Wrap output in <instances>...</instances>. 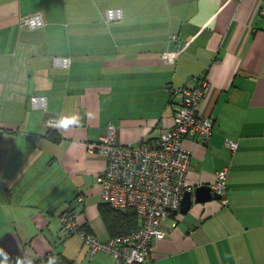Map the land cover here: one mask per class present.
I'll list each match as a JSON object with an SVG mask.
<instances>
[{
    "label": "crops",
    "instance_id": "1",
    "mask_svg": "<svg viewBox=\"0 0 264 264\" xmlns=\"http://www.w3.org/2000/svg\"><path fill=\"white\" fill-rule=\"evenodd\" d=\"M263 1L0 0V264L56 253L68 264H113L104 251L90 260L83 239L61 231V213L76 208L89 233L112 237L99 210L106 159L90 145L109 124L120 143L156 140L173 125L172 90L202 80L200 113L214 129L208 145L183 141L188 189H212L226 169L229 201L193 194L143 264H264ZM111 7L124 16L106 23ZM37 11L45 26H19ZM54 56H70V68ZM34 95L46 109L32 107ZM73 115L78 123L49 125Z\"/></svg>",
    "mask_w": 264,
    "mask_h": 264
},
{
    "label": "built area",
    "instance_id": "2",
    "mask_svg": "<svg viewBox=\"0 0 264 264\" xmlns=\"http://www.w3.org/2000/svg\"><path fill=\"white\" fill-rule=\"evenodd\" d=\"M259 14L264 17V1L260 4ZM123 16L120 7L104 11L106 23L121 20ZM45 24L40 11L19 18L21 28L37 29ZM71 62L70 56L52 58L55 67L68 69ZM208 89L206 80L194 87L185 85L173 89L170 100L174 111L173 125L152 142L120 143L116 126L109 124L100 139L90 145V152L99 153L106 159L105 169L97 178L103 200L115 209H133L138 219L129 232L102 241L79 223L78 209L63 211L61 231L67 236L79 235L89 248L90 260L99 251H104L112 256L113 264H143L151 256L152 242L164 239L178 226V217L182 214L181 199L188 189L187 174L191 165V151L183 141L193 138L208 145L213 134L214 119L200 113V104ZM30 102L34 108L46 109L44 96H31ZM58 124L56 118L49 120L50 126ZM226 144L232 151L238 148L233 140L227 139ZM227 180V170L218 171L212 188L222 204L229 201ZM169 218L172 222L166 224ZM39 264H45L44 260Z\"/></svg>",
    "mask_w": 264,
    "mask_h": 264
},
{
    "label": "trees",
    "instance_id": "3",
    "mask_svg": "<svg viewBox=\"0 0 264 264\" xmlns=\"http://www.w3.org/2000/svg\"><path fill=\"white\" fill-rule=\"evenodd\" d=\"M99 210L112 237L129 232L138 222L137 215L133 209L123 211L115 209L107 203H102L99 206ZM50 259L54 264H68L69 262L61 253L46 256L44 262L49 264Z\"/></svg>",
    "mask_w": 264,
    "mask_h": 264
},
{
    "label": "water",
    "instance_id": "4",
    "mask_svg": "<svg viewBox=\"0 0 264 264\" xmlns=\"http://www.w3.org/2000/svg\"><path fill=\"white\" fill-rule=\"evenodd\" d=\"M193 194L196 202H206L211 199H220V196L212 191L211 186L207 184L197 186L194 191L186 189L181 199L180 210L182 214L188 212L193 203Z\"/></svg>",
    "mask_w": 264,
    "mask_h": 264
},
{
    "label": "clouds",
    "instance_id": "5",
    "mask_svg": "<svg viewBox=\"0 0 264 264\" xmlns=\"http://www.w3.org/2000/svg\"><path fill=\"white\" fill-rule=\"evenodd\" d=\"M78 120H79V118L75 115L69 116V117H64L59 122V126L67 127L70 124L78 123ZM49 264H54V262L50 259Z\"/></svg>",
    "mask_w": 264,
    "mask_h": 264
}]
</instances>
